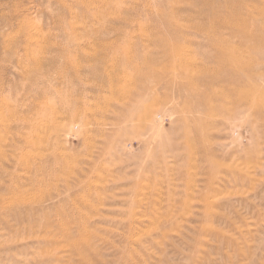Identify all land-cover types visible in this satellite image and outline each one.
<instances>
[{"label":"rangeland","instance_id":"obj_1","mask_svg":"<svg viewBox=\"0 0 264 264\" xmlns=\"http://www.w3.org/2000/svg\"><path fill=\"white\" fill-rule=\"evenodd\" d=\"M0 264H264V0H0Z\"/></svg>","mask_w":264,"mask_h":264},{"label":"bare ground","instance_id":"obj_2","mask_svg":"<svg viewBox=\"0 0 264 264\" xmlns=\"http://www.w3.org/2000/svg\"><path fill=\"white\" fill-rule=\"evenodd\" d=\"M130 62V61H129ZM260 101V100H259Z\"/></svg>","mask_w":264,"mask_h":264}]
</instances>
